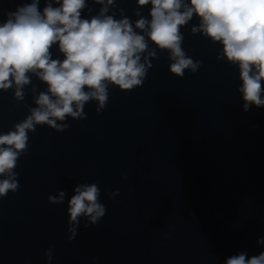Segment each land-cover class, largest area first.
I'll return each instance as SVG.
<instances>
[{"label": "clouds", "instance_id": "9594fccd", "mask_svg": "<svg viewBox=\"0 0 264 264\" xmlns=\"http://www.w3.org/2000/svg\"><path fill=\"white\" fill-rule=\"evenodd\" d=\"M59 7L49 3L43 12L38 0L17 8L0 25V89L16 86L15 96L24 99L22 88L30 83L27 73L32 72L48 85L47 93H40L31 115L15 125V131L0 135V196L18 189L13 170L19 156L26 152L29 130L36 124H48L63 131L68 125H58L67 116L85 118L84 104L91 99L99 101V112L108 100L107 83L131 90L143 83L151 64L140 63L141 54L148 45L145 36L136 33L128 20H116L105 15L107 7L101 8L99 16L81 19L85 0H58ZM138 5L151 4V20L141 17L136 21L138 29H149L148 38L160 49L170 50L175 61L172 73L182 76L184 69L196 71L200 62L187 58L181 47L183 35L180 26L193 17H200L199 27L192 32H202L213 41L223 45V56L239 65L244 110L250 105L264 106V0H137ZM104 4V0H97ZM111 5L113 0H107ZM183 9V10H182ZM64 54L63 61L52 59L50 47L57 43ZM155 57L156 53H149ZM147 64V67L145 66ZM85 88L89 91H85ZM68 202L69 240L76 236L80 217H87L89 225L97 224L106 214V207L99 201L97 184H82L74 189ZM66 193L49 196L51 204L64 202ZM264 243V239L259 241ZM51 260L52 250L45 252ZM226 264H264V252L251 258L240 253L227 259Z\"/></svg>", "mask_w": 264, "mask_h": 264}]
</instances>
